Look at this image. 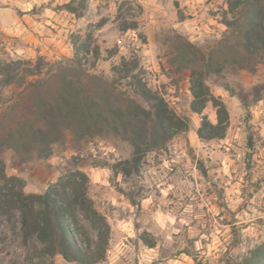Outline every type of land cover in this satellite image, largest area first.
Masks as SVG:
<instances>
[{
    "label": "rangeland",
    "instance_id": "rangeland-1",
    "mask_svg": "<svg viewBox=\"0 0 264 264\" xmlns=\"http://www.w3.org/2000/svg\"><path fill=\"white\" fill-rule=\"evenodd\" d=\"M232 1L0 0V60L27 70L41 59L40 73L26 81L72 59L78 75L98 76L118 102L126 95L147 108L132 86L136 75L187 122L130 175L122 167L132 146L104 130L67 133L47 158L31 149L0 153L4 175L18 180L23 195L64 187L90 200L109 227L103 258L93 264H235L264 242V50L244 52L245 14L229 13ZM206 62L219 73L204 69V84L228 113L221 139L197 136L202 117L216 123L210 103L201 115L190 109V73ZM19 89L11 85L2 96ZM0 112L1 127L10 114ZM75 209L70 231L84 262L65 260L35 234L24 237L21 211L10 206L0 210V264H87L97 232Z\"/></svg>",
    "mask_w": 264,
    "mask_h": 264
},
{
    "label": "trees",
    "instance_id": "trees-1",
    "mask_svg": "<svg viewBox=\"0 0 264 264\" xmlns=\"http://www.w3.org/2000/svg\"><path fill=\"white\" fill-rule=\"evenodd\" d=\"M63 7L70 13L76 12L70 3ZM239 9L245 14L243 27L238 31L244 52L251 55L264 50V0H235L228 4V12L234 17ZM40 62L38 57L31 68L23 70L20 61L0 60V110L10 114V120L0 127V153L7 147L18 155L31 149L39 158H47L52 146L63 141L67 133L84 137L104 130L132 146L130 160L122 167L123 173L130 175L138 169L145 153L163 146L173 134L187 129L186 120L173 114L164 100L136 75L130 77L132 86L148 104L147 108L126 95L118 102L108 83L98 76L82 71L78 75L74 68L76 61L72 59L59 63L55 71L49 70L43 78L26 81L24 76L40 73ZM210 66L211 63H202V69L192 70L189 77L191 111L201 115L210 103L216 114L214 125L202 117L197 130L200 140L221 139L228 126L223 102L209 92L203 81V71L219 73ZM91 84L98 87L92 88ZM11 85L21 89L10 98H4L2 90ZM17 182L4 175L0 159V210L10 206L20 209L24 237L35 234L41 242L57 245L58 253L65 260L84 262L70 231V224L77 222L75 207L78 206L97 232L96 251L87 264L102 260L109 227L84 194L78 195L74 188L67 193L62 187L60 191L47 190L37 196H25L16 187ZM73 184L76 183L73 181ZM235 264H264V242Z\"/></svg>",
    "mask_w": 264,
    "mask_h": 264
},
{
    "label": "built area",
    "instance_id": "built-area-1",
    "mask_svg": "<svg viewBox=\"0 0 264 264\" xmlns=\"http://www.w3.org/2000/svg\"><path fill=\"white\" fill-rule=\"evenodd\" d=\"M124 41H123V39H119L118 41H117V44H118V46H124L123 43Z\"/></svg>",
    "mask_w": 264,
    "mask_h": 264
}]
</instances>
